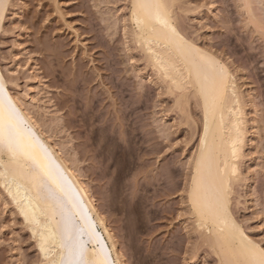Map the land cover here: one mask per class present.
Masks as SVG:
<instances>
[{"label": "rangeland", "instance_id": "1", "mask_svg": "<svg viewBox=\"0 0 264 264\" xmlns=\"http://www.w3.org/2000/svg\"><path fill=\"white\" fill-rule=\"evenodd\" d=\"M129 9V0H8L0 69L75 165L124 264H221L186 197L199 99L151 69ZM172 11L181 35L223 61L242 96L245 142L229 208L264 251V0H176ZM26 228L0 184V264H42Z\"/></svg>", "mask_w": 264, "mask_h": 264}, {"label": "bare ground", "instance_id": "2", "mask_svg": "<svg viewBox=\"0 0 264 264\" xmlns=\"http://www.w3.org/2000/svg\"><path fill=\"white\" fill-rule=\"evenodd\" d=\"M7 1L0 0V27ZM175 1L129 0L135 42L152 70L170 86L192 87L199 99L201 132L185 182L197 228L209 233L221 264H249L253 259L258 264L264 251L244 233L229 208V194L238 179V160L245 142L242 96L228 66L181 35L172 13ZM0 83V112L5 119L8 113L15 114L23 133L21 143L28 153H0V184L33 237L42 264H77L81 259L84 264H124L105 216L75 173V165H69L61 150L43 134L22 97L9 91L1 69ZM106 138L97 147L105 146ZM29 155L46 166L52 181L39 185L33 182L35 173ZM157 181L163 183L159 178ZM69 238L71 244L66 247ZM253 246L254 258L246 254V249Z\"/></svg>", "mask_w": 264, "mask_h": 264}, {"label": "snow or ice", "instance_id": "3", "mask_svg": "<svg viewBox=\"0 0 264 264\" xmlns=\"http://www.w3.org/2000/svg\"><path fill=\"white\" fill-rule=\"evenodd\" d=\"M3 90V85L0 83V91ZM22 129L20 128V125L15 117L14 113H8L7 118L5 119V116L2 112H0V153L8 152L9 154L15 156L17 154L21 155H28L26 150L24 149L21 139H22ZM30 160V167L34 171V175L32 176V180L37 185L41 183H45L48 181H52L53 177L50 171L46 170V166L40 164L38 161H36L34 158H32L30 155L28 156ZM237 231L239 229L237 228ZM241 236L243 233H240ZM71 240L69 238L68 243L65 245L66 247H70ZM246 254L250 257H255V247H250L246 249ZM77 264H84V261L81 259L77 262ZM89 264H96L95 261H90ZM106 264V261H105ZM249 264H257V262L253 259L249 262ZM258 264H264V258L260 259L258 261Z\"/></svg>", "mask_w": 264, "mask_h": 264}]
</instances>
